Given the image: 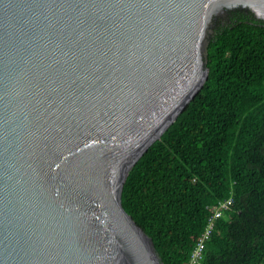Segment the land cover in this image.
<instances>
[{
	"label": "water",
	"instance_id": "95a60500",
	"mask_svg": "<svg viewBox=\"0 0 264 264\" xmlns=\"http://www.w3.org/2000/svg\"><path fill=\"white\" fill-rule=\"evenodd\" d=\"M228 15L264 0H0V264H162L122 188Z\"/></svg>",
	"mask_w": 264,
	"mask_h": 264
},
{
	"label": "trees",
	"instance_id": "16d2710c",
	"mask_svg": "<svg viewBox=\"0 0 264 264\" xmlns=\"http://www.w3.org/2000/svg\"><path fill=\"white\" fill-rule=\"evenodd\" d=\"M206 66V104L134 165L121 202L162 264H184L230 197L200 264H264V20L228 15L212 29Z\"/></svg>",
	"mask_w": 264,
	"mask_h": 264
},
{
	"label": "built area",
	"instance_id": "2783aa9c",
	"mask_svg": "<svg viewBox=\"0 0 264 264\" xmlns=\"http://www.w3.org/2000/svg\"><path fill=\"white\" fill-rule=\"evenodd\" d=\"M231 198H227L225 200H220L218 203L212 208V214L207 219V222L204 226L203 231L201 232L200 236L198 237L195 246L193 247L192 251L190 252L188 260L184 264H200L203 251L205 247V242L209 238L211 231L214 226V221L223 215V213L227 210L231 203Z\"/></svg>",
	"mask_w": 264,
	"mask_h": 264
}]
</instances>
